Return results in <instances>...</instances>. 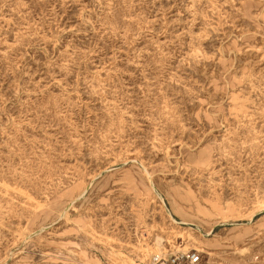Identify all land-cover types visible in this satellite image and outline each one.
Wrapping results in <instances>:
<instances>
[{"label":"rangeland","instance_id":"obj_1","mask_svg":"<svg viewBox=\"0 0 264 264\" xmlns=\"http://www.w3.org/2000/svg\"><path fill=\"white\" fill-rule=\"evenodd\" d=\"M234 234L264 264V0H0V264H232Z\"/></svg>","mask_w":264,"mask_h":264},{"label":"bare ground","instance_id":"obj_2","mask_svg":"<svg viewBox=\"0 0 264 264\" xmlns=\"http://www.w3.org/2000/svg\"><path fill=\"white\" fill-rule=\"evenodd\" d=\"M149 178V177H148ZM151 184H153V181H150ZM180 205V204H179ZM175 213H170L169 214V218L170 220L172 221V223L174 225H176L177 229L174 230V237L176 238H185V235L186 237L189 236V237H193V233H195V228L192 227V223H190L191 220H189L185 214H180L179 211L175 208L174 209ZM203 211L205 213H207V210L206 209H203ZM177 217H179V220ZM238 224V223H237ZM191 225V226H189ZM194 225V224H193ZM196 226V225H195ZM189 233V234H188ZM208 235H213V228L209 229L208 231ZM164 242L165 240L159 236L156 237V241H155V244H154V248H155V251H157L156 253H158V251L163 248L164 246ZM245 240L243 239V235L242 234H234L231 238H230V246H233L236 248L237 252L235 253V256L231 257L230 259L228 258L227 260L232 263V264H241V261L238 259V256H237V253L238 251L240 253H245L247 251H249V248L248 247H245L243 248L241 246V243H244ZM143 244V243H142ZM188 244V243H187ZM140 245V244H139ZM147 247H144V249H146L144 251V254H146L147 252H152V247L149 246V244H145ZM173 247V246H172ZM188 248V245H186L184 247L185 251L187 250ZM208 254H211V252H207ZM117 254V253H116ZM88 261V259H87ZM126 262V261H125ZM128 264H137L135 263L134 261L130 260L128 261Z\"/></svg>","mask_w":264,"mask_h":264},{"label":"built area","instance_id":"obj_3","mask_svg":"<svg viewBox=\"0 0 264 264\" xmlns=\"http://www.w3.org/2000/svg\"><path fill=\"white\" fill-rule=\"evenodd\" d=\"M146 264H206L203 253L197 248L181 250H168L154 253Z\"/></svg>","mask_w":264,"mask_h":264}]
</instances>
